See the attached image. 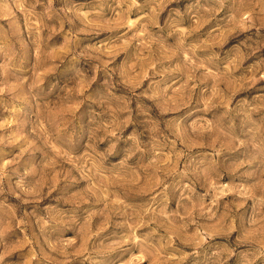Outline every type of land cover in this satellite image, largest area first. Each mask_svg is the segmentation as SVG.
I'll return each mask as SVG.
<instances>
[{"label":"rangeland","instance_id":"374dc122","mask_svg":"<svg viewBox=\"0 0 264 264\" xmlns=\"http://www.w3.org/2000/svg\"><path fill=\"white\" fill-rule=\"evenodd\" d=\"M0 264H264V0H0Z\"/></svg>","mask_w":264,"mask_h":264}]
</instances>
